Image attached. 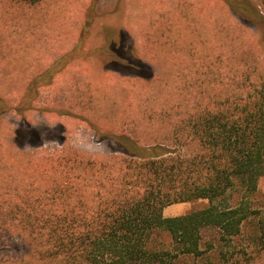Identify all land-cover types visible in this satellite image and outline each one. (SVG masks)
<instances>
[{
	"label": "trees",
	"instance_id": "trees-1",
	"mask_svg": "<svg viewBox=\"0 0 264 264\" xmlns=\"http://www.w3.org/2000/svg\"><path fill=\"white\" fill-rule=\"evenodd\" d=\"M12 1L32 5L40 0ZM218 1L233 14L234 35L209 34L219 53L199 57L200 78L190 85L195 89L186 88L187 98L178 103L186 108L179 120L187 131L183 145L193 143L195 150L180 154L162 144L145 147L125 134L112 137L119 155L114 161L91 152L84 158L79 155L85 152L70 148L33 159L8 148L7 163L18 166H7V194L0 193V234L7 232L0 250L7 251V264H171L175 254L151 244L158 229L169 233L175 250L197 254L205 227L225 240L258 215L264 232V211L250 210L243 200L264 176V57L256 53L264 44V0ZM249 36L256 37L254 42ZM199 40L204 47L207 38ZM226 49L232 67L224 75L219 63ZM137 63L125 73L150 80L154 73ZM52 72L33 78L16 106L7 103V114L22 118L34 109L39 88L47 84L36 79ZM232 189L242 191L240 198L224 204ZM197 199L208 205L163 215L168 205ZM19 243L26 244L18 248Z\"/></svg>",
	"mask_w": 264,
	"mask_h": 264
},
{
	"label": "rangeland",
	"instance_id": "rangeland-1",
	"mask_svg": "<svg viewBox=\"0 0 264 264\" xmlns=\"http://www.w3.org/2000/svg\"><path fill=\"white\" fill-rule=\"evenodd\" d=\"M234 26L233 14L218 0H40L32 5L0 0V108L16 106L28 83L53 69L36 79L47 84L23 119L13 112L0 114V193L7 194V166H18L7 163L8 148L33 159L70 148L85 152L79 155L84 158L97 153L114 161L119 155L112 137L125 134L145 147L162 144L180 154L195 150L193 143L183 145L187 131L179 120L186 108L178 103L187 98L186 88L195 89L190 85L200 78L199 57L219 53L209 34L220 30L230 39ZM230 49L219 63L224 75L232 67ZM260 49L256 53L264 57V44ZM137 61L154 73L150 80L125 73ZM241 194L232 189L223 203L233 205ZM243 200L250 210L264 211V176ZM207 205L205 199L175 203L164 207L163 215L180 216ZM258 222V215L249 216L240 233L225 240L215 229L202 228L198 254L175 250L164 230L152 234L151 244L170 249L171 264H264ZM5 234L0 242L7 244ZM13 239L18 240L14 234ZM0 264H7V251L0 250Z\"/></svg>",
	"mask_w": 264,
	"mask_h": 264
},
{
	"label": "flooded vegetation",
	"instance_id": "flooded-vegetation-1",
	"mask_svg": "<svg viewBox=\"0 0 264 264\" xmlns=\"http://www.w3.org/2000/svg\"><path fill=\"white\" fill-rule=\"evenodd\" d=\"M129 69V68H128ZM131 70V69H130ZM29 111H31V110H29ZM28 111V112H29ZM7 112V106H6V109L3 111L1 108H0V114L1 113H6ZM27 112H25V114H26ZM25 114H24V117H25ZM25 119V118H24ZM27 126H29L28 124H26Z\"/></svg>",
	"mask_w": 264,
	"mask_h": 264
},
{
	"label": "crops",
	"instance_id": "crops-1",
	"mask_svg": "<svg viewBox=\"0 0 264 264\" xmlns=\"http://www.w3.org/2000/svg\"><path fill=\"white\" fill-rule=\"evenodd\" d=\"M174 205H175V204H174ZM182 205H183V204H182ZM173 207H176V208H177V207H181V206H173ZM165 209H167V208H164L163 211H164ZM165 217H166V216H165ZM167 217H173V215H172V214H169V215H167Z\"/></svg>",
	"mask_w": 264,
	"mask_h": 264
}]
</instances>
